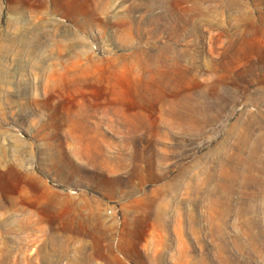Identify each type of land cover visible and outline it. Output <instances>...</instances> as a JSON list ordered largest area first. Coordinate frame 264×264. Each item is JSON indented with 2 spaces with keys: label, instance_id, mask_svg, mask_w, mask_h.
<instances>
[{
  "label": "rangeland",
  "instance_id": "obj_1",
  "mask_svg": "<svg viewBox=\"0 0 264 264\" xmlns=\"http://www.w3.org/2000/svg\"><path fill=\"white\" fill-rule=\"evenodd\" d=\"M0 264H264V0H0Z\"/></svg>",
  "mask_w": 264,
  "mask_h": 264
}]
</instances>
